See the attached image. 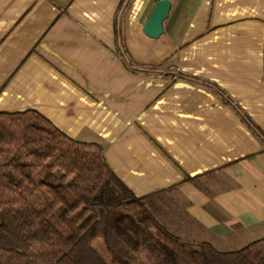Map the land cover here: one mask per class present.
I'll return each mask as SVG.
<instances>
[{"label": "crops", "instance_id": "0c3cea01", "mask_svg": "<svg viewBox=\"0 0 264 264\" xmlns=\"http://www.w3.org/2000/svg\"><path fill=\"white\" fill-rule=\"evenodd\" d=\"M158 1L129 0L119 20L140 73L115 40L122 0H0V112L103 144L170 232L238 250L264 238V0H170L152 40Z\"/></svg>", "mask_w": 264, "mask_h": 264}, {"label": "trees", "instance_id": "16d2710c", "mask_svg": "<svg viewBox=\"0 0 264 264\" xmlns=\"http://www.w3.org/2000/svg\"><path fill=\"white\" fill-rule=\"evenodd\" d=\"M128 1L115 17L117 48L131 70L149 73L122 44ZM32 185L34 203L22 195ZM41 191L48 201L40 207ZM146 198L111 170L103 144L72 139L35 110L0 112V264H264V238L233 251L205 242L189 249ZM99 241L108 258L94 247Z\"/></svg>", "mask_w": 264, "mask_h": 264}, {"label": "water", "instance_id": "95a60500", "mask_svg": "<svg viewBox=\"0 0 264 264\" xmlns=\"http://www.w3.org/2000/svg\"><path fill=\"white\" fill-rule=\"evenodd\" d=\"M170 8V0H159L156 3L147 22L142 27V32L146 37L157 40L163 34V25L169 16Z\"/></svg>", "mask_w": 264, "mask_h": 264}, {"label": "rangeland", "instance_id": "374dc122", "mask_svg": "<svg viewBox=\"0 0 264 264\" xmlns=\"http://www.w3.org/2000/svg\"><path fill=\"white\" fill-rule=\"evenodd\" d=\"M35 189H37V188L35 187V185L30 186L29 189L25 190V192L22 193L23 198L26 199V200L31 201L32 203H34V202L36 201L37 198H36V195L32 193V191L35 190ZM41 193H42V196H41L40 198H43V202H42V204L39 205L40 207H41L44 203H46V202L48 201V197H47V195L44 194L42 191H41ZM36 194H38V192H37ZM183 239H184V240H183ZM183 239H182V240L188 245L187 247H188L189 249H193V248H191V247H192L191 245H193V243L187 242V241H186L187 238H184V237H183ZM100 243H101L100 241L97 242L96 244H94V247L96 248V250H97V251H98L103 257L108 258L107 253L104 251V248L102 247V244H100ZM244 246H245V245H244ZM244 246H241V248H243ZM241 248H239V249H241ZM217 249H220V248H217ZM236 249H237V248H236ZM221 250L224 251V249H220V251H221Z\"/></svg>", "mask_w": 264, "mask_h": 264}]
</instances>
